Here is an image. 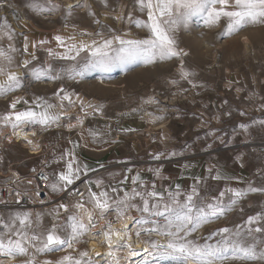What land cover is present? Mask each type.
Returning <instances> with one entry per match:
<instances>
[{
  "label": "rangeland",
  "instance_id": "374dc122",
  "mask_svg": "<svg viewBox=\"0 0 264 264\" xmlns=\"http://www.w3.org/2000/svg\"><path fill=\"white\" fill-rule=\"evenodd\" d=\"M5 2L6 6H0L3 18L7 19L11 8L21 9L25 16V29L22 32H16L11 27L14 33L12 41L6 37L0 38V47L6 49L11 43L17 49L13 55L18 64L28 60L23 40L27 31L53 37L62 35L66 44H90L92 40L99 42L102 37L96 33H101L103 38L125 33L128 34L126 38H142L147 34L146 30L136 28L128 19L130 13L133 21L145 18L134 0H75V5L70 10L65 8V0H35L39 7L52 8L50 12L34 9V0H0V3ZM3 22L4 20L0 25ZM7 22L9 24L8 20ZM222 30V25L209 29L199 21L193 22L190 29L177 33L178 46L188 53L182 58L184 66L194 73L190 79L196 87L179 79L180 60L176 58L152 65L131 64L127 69L114 67L110 72L88 71L75 80L66 75L57 81L25 77V87L9 96H0V113L9 110L8 105L17 97L22 101L27 100L29 104L36 97H43L59 105L58 98L53 93L63 87L73 94L74 106L66 109L73 119L62 117L59 127H29L39 137L42 146L40 155L30 156L21 145H7L5 142V157L13 165L11 168L5 167L6 173L18 176L30 174L40 168L46 169L48 166L62 170L68 158L61 160L60 156L66 150H72L79 163L96 169L95 173H89L92 174V180L103 178L105 184L111 181L113 186L123 179V176L119 178L121 165L145 162L153 165L152 168H146L148 165H145L146 169L136 170L135 173H139L141 178L146 173L153 176L155 173L150 169L159 168L160 176L155 183L158 188L180 184L187 190L193 183V177L203 178L201 187L208 195H218L225 187L245 190L249 183L255 187H264V156L256 155L250 148L252 143L264 142V126L259 123L264 120V25H248L228 37L222 35ZM2 35L0 32V37ZM70 37H75V40ZM54 42L45 45L51 48L53 46L58 52L66 51V48L58 47ZM36 51H39L37 59L32 61L29 68L33 65L40 66L45 61L51 62L57 69L67 68L75 63L52 59L44 48ZM84 55L85 53H81V57ZM81 57L77 59L81 60ZM2 79L3 77L0 78ZM171 79L178 80V83L170 84ZM149 98H154L159 103H145ZM64 103L67 105L66 101ZM88 105L95 106L99 111H94ZM27 106L21 102L17 108L24 109ZM133 109L138 111L133 112ZM60 110L59 106L54 109ZM241 112L245 115H241ZM116 115H122L124 119L118 136L108 131V118ZM158 116H163L164 119L157 120ZM75 117L82 119L83 124H78ZM69 123L76 126L69 129ZM241 123L249 126L247 131L238 127ZM10 130V126L4 128L0 125L2 135H7ZM4 141L0 137L2 144ZM172 151H183V155H168ZM158 153L165 155L154 159ZM210 167L211 175L208 172ZM217 171L224 177L234 179H212ZM161 175L164 176L162 180ZM121 187H133L131 178ZM58 204L30 211L42 213L44 224L50 226L55 216L52 209ZM241 208L243 212L240 211ZM16 210L27 209H11L4 216L7 217ZM261 210H264V193H248L225 218L202 226L195 235L207 236L221 226L243 224L248 215ZM64 215L61 209V222ZM88 238L89 234L82 238L81 243L74 245L75 249L88 251ZM152 238L158 239L155 236ZM64 254L56 252L39 258L55 260ZM20 259L23 258H17L12 264H18ZM100 264H104L103 260ZM230 264L259 262L233 261Z\"/></svg>",
  "mask_w": 264,
  "mask_h": 264
},
{
  "label": "snow or ice",
  "instance_id": "6c2138e0",
  "mask_svg": "<svg viewBox=\"0 0 264 264\" xmlns=\"http://www.w3.org/2000/svg\"><path fill=\"white\" fill-rule=\"evenodd\" d=\"M134 3L145 18L133 21L130 13L128 19L136 28L146 30L147 34L142 38H126L127 33L103 38L101 33H96L102 37L99 42L92 40L90 44H66L62 35H55L53 39L58 47L66 48V51L58 52L47 48V54L52 59L75 61L67 68L57 69L48 61L29 68L32 61L37 59L35 54H32L31 60L18 64L13 55L17 51L13 44L9 43L6 49L0 47V77H3L0 80V96H9L25 87V77L28 75L35 80L57 81L64 75L75 80L88 71L110 72L114 67L127 69L131 64L152 65L171 61L173 58L180 60L179 79L196 87L190 79L194 73L185 68L183 63L182 58L188 53L178 46V32L190 29L193 22L199 21L209 29L222 25V35L225 37L248 25H264V0H134ZM32 6L41 12L52 11V8L39 7L35 0ZM68 7L71 9L72 5ZM0 32L3 34L0 38L13 40L14 33L6 18L0 25ZM70 39L74 41L75 37ZM38 43L45 45L48 41L41 40ZM32 46L36 47V43ZM24 51H28L27 37ZM81 53L85 55L81 57ZM78 57H81L82 63ZM14 67L25 69L24 74L14 71ZM169 83L176 85L178 80L171 79ZM72 95L63 87L59 88L53 93L58 98L59 105L43 97H36L32 104L17 97L8 105L9 110L0 113V125L4 128L10 126L14 136L23 133L24 140L33 144L24 129L37 125L44 129L52 125L59 127L62 117L73 119L66 110L74 106ZM21 102L28 106L18 109L17 105ZM145 103L158 104L159 101L149 98ZM58 106L61 110L54 111ZM88 107L99 111L93 105ZM81 108L83 109L82 101ZM132 111L136 112L138 109ZM240 114L245 115L243 112ZM75 119L78 124H83L79 117ZM156 119L162 120L164 117L158 116ZM259 123L264 126V120ZM75 126L67 124L69 129ZM238 127L247 131L249 126L241 123ZM32 135L35 136V132ZM36 147L38 146H34V149ZM65 155L68 159L64 168L51 178L41 173L42 178L48 181L47 187L53 192L71 193L72 186L77 181L86 184L85 191L77 188L74 194L78 199L71 204L59 203L53 208L55 216L50 226L44 224L43 214L40 212L16 210L7 217L0 215V257L5 258L0 259V264H12L21 257L23 259L18 264H100L101 260L104 264H133L132 258L136 256L140 260L135 264H230L233 261L264 264V210L248 215L243 224L221 226L207 236L195 235L202 226L225 218L248 193H264V187H255L249 183L245 190L225 187L218 195H208L201 187L202 177H193L192 185L185 190L180 184L158 188L155 183L143 181L137 173L131 177L133 187L128 189L121 185L126 184L129 177L124 176L115 186L111 181L105 184L103 178L92 180L89 173H95L96 169L79 163L72 150L62 153L60 159L64 160ZM162 155L165 154L158 153L154 159H160ZM168 155H183V151H172ZM150 171L160 176L159 168ZM208 172L211 175V167ZM211 178L234 179L224 177L218 171ZM36 195L39 196L40 191ZM16 196L15 203L19 205L22 194L17 192ZM61 209L65 213L62 222L59 219ZM240 211L243 212V208ZM113 214L115 220L110 218ZM115 223L120 226H114ZM89 233L102 235L104 238L107 250L105 253H95L99 260H94L88 251H77L74 247ZM145 236L147 239H142ZM153 236L158 239H153ZM56 252L65 254L55 260L39 258Z\"/></svg>",
  "mask_w": 264,
  "mask_h": 264
},
{
  "label": "built area",
  "instance_id": "2783aa9c",
  "mask_svg": "<svg viewBox=\"0 0 264 264\" xmlns=\"http://www.w3.org/2000/svg\"><path fill=\"white\" fill-rule=\"evenodd\" d=\"M1 14V12H0ZM0 15V24L5 18ZM24 13L19 8H11L7 15V20L9 24L16 32H22L25 29L24 25ZM124 124V119L122 115H116L108 118V131L114 135H119L121 133V128ZM251 150L258 156H264V142L263 143H252L250 145ZM5 151L7 148L0 142V201L6 203H0V215L5 214L6 211L11 209H27V210H43L50 206L59 203L60 200H64V203L73 202L78 199L75 190L78 188L80 191H85L86 184L77 181L74 186H72V192L65 191L60 196L53 198L50 194V188L47 187L48 181L43 179L41 173H44L49 178L50 175L45 168H40L35 172L30 174H18V176H10L6 173L5 167H13L9 164L5 157ZM148 163L137 162V163H124L121 165L122 176H127L131 178L136 170H142ZM131 169V171H128ZM92 174H89L91 179ZM32 181V183H29ZM148 183H153L151 180ZM40 191V195L37 196L36 192ZM22 194L20 199V204L17 205L15 200L17 199L16 193ZM86 194V193H85ZM111 219L115 220V214H113ZM102 223V221L100 222ZM2 231V229H0Z\"/></svg>",
  "mask_w": 264,
  "mask_h": 264
},
{
  "label": "bare ground",
  "instance_id": "6f19581e",
  "mask_svg": "<svg viewBox=\"0 0 264 264\" xmlns=\"http://www.w3.org/2000/svg\"><path fill=\"white\" fill-rule=\"evenodd\" d=\"M65 1H66V7L65 8L67 10H70L69 7H68L69 5H72V8L74 7L75 0H65ZM6 5H7V2L0 3V6H6ZM24 131L27 132L28 139L32 140L33 144H28L24 140L23 133H21L19 136L12 135V130H10L7 135L0 134V137H1L2 140H5L3 142V144L6 142V143H8L7 145H10L11 143H13L14 145H21L24 150L28 151V155H30V156L40 155L41 152H42V146H41V144L39 142V137H38L36 131L32 130V129H29V127H26L24 129ZM33 132H35V136L32 135ZM5 136L7 138H5ZM34 146H38V147H36L34 149ZM59 203H64V200H60ZM102 223H103V221H102ZM114 226L119 227L120 225H119V223H115ZM103 239L104 238H103L102 235L101 236H95L93 233H89V238H88L89 242H88V245H87V249H88L89 255L91 257H94L97 260H99L100 258L96 257L95 253L96 252L105 253L106 250H107L106 249V245L103 243ZM103 244H104V246H103ZM139 260H140L139 256H136V257L132 258L133 264H135V262L139 261Z\"/></svg>",
  "mask_w": 264,
  "mask_h": 264
},
{
  "label": "crops",
  "instance_id": "0c3cea01",
  "mask_svg": "<svg viewBox=\"0 0 264 264\" xmlns=\"http://www.w3.org/2000/svg\"><path fill=\"white\" fill-rule=\"evenodd\" d=\"M26 34H24L23 35V40L25 41V37H27V43H28V51H27V54H26V58L28 59V60H31V56H32V54H35V56L37 57V54H39V51H36V50H38V49H41V48H44V49H47V48H51V47H48L47 45H40L38 42L39 41H41V40H46V41H48V43H50V42H54L55 40L52 38L53 36L52 35H47V34H39V33H37V32H34V31H27V32H25ZM52 38V39H51ZM33 43H36V47H33L32 45H33ZM55 43V42H54ZM55 46V45H54ZM56 47V46H55ZM52 48L54 49V47L52 46ZM35 61V60H34ZM13 70L14 71H18L21 75H23L24 74V72H25V69H23V68H16V67H14L13 68ZM27 77H31V75H28ZM0 78H2V77H0ZM67 152V150L65 151V153ZM65 157H66V159L68 158L66 155H65ZM152 166L153 165H148V166H146V168H152ZM163 165H161V167H162ZM110 168H112V167H110ZM146 168H144V169H146ZM113 169V168H112ZM46 170H47V172L49 173V175H50V177H53V175L55 174V173H57V172H59L60 170H56L55 168H54V166H48L47 168H46ZM114 170V169H113ZM184 172H185V168H184ZM145 173V172H144ZM119 178H120V176L122 177V173H121V171L119 170ZM135 174H137V173H134V175ZM142 178H144L143 180L144 181H150L151 179H153L154 180V182L153 183H156L157 181H158V176H155V175H153V176H150L149 174H142ZM164 178V176L163 175H161V180ZM63 192H65V191H58V192H53L51 189H50V194H51V196L53 197V198H56V197H58V196H60Z\"/></svg>",
  "mask_w": 264,
  "mask_h": 264
}]
</instances>
